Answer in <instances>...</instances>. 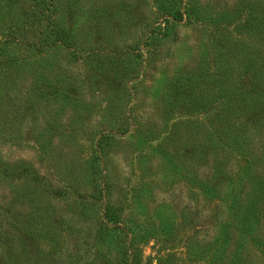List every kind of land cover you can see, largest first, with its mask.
Listing matches in <instances>:
<instances>
[{
    "label": "trees",
    "instance_id": "16d2710c",
    "mask_svg": "<svg viewBox=\"0 0 264 264\" xmlns=\"http://www.w3.org/2000/svg\"><path fill=\"white\" fill-rule=\"evenodd\" d=\"M96 10H100L103 16L102 24L100 17L95 16ZM7 11L13 12V24L21 27L22 34L28 39L0 35V139L19 140L24 132L28 133L25 122L28 119L36 121L37 112L44 114L38 111L42 103L55 109L49 117L54 125L47 126V134L56 136L59 142L55 150L44 144L38 151L39 163H44L45 170L52 173L47 177L39 175L33 168H17L0 160V263H4L6 252L14 250V240L20 232L32 230L37 222L43 223L51 218L42 205L43 195L56 199L61 195L75 194V187L85 184L93 188L96 185L94 171L100 166L102 150L106 146L117 147L136 125L123 123L122 119L106 113L110 103L118 105L125 95L134 96L136 85L140 87L144 78L143 68L139 76L134 75L137 63L146 62L142 51L128 52L124 46L114 52L101 45L103 36L109 41L120 35L126 17L132 21L144 13V17L152 19L148 32L151 39L149 43H143L148 55H156V47L168 39L173 25L208 35L210 49L215 55L213 71L208 64L203 67H197L195 63L183 66V62L178 60L172 65L173 69L159 71L158 79L153 77L150 86L159 92L160 101L164 99L163 103L170 112L185 101L199 106V109L205 107L206 111L210 100L198 92L201 84L208 80L224 84L230 81L232 73V79L238 82L251 76L253 79H248V86L242 94L243 101L250 103L251 107L247 108L246 115L243 113V124H249L251 130L246 144L255 148L263 140L264 148V107L259 91L260 81L264 79V50L261 51L264 45L259 44L264 43V0H0V13ZM39 23L45 25L40 26ZM33 25H37V36L28 32ZM11 29L6 28L7 31ZM44 33L50 36V42H39L38 36ZM16 48L29 53L25 60H17V56L9 53L8 50ZM58 50L70 53L78 61L81 57L83 61L97 62L101 79L114 89V94L103 100L104 107L102 101L89 96L86 98L85 85L69 74H63L53 61L45 57L47 53ZM248 50L261 55L259 63L255 61L257 59H244ZM31 57L36 59L31 61ZM243 64H247L244 72L240 70ZM218 103L221 104L220 101ZM225 104L222 103L227 108ZM67 112L80 115L79 119L92 117L99 128L96 139L90 143L95 155L91 158L89 173H86L85 164L82 167L83 160L78 152V147H83L76 133L80 125L76 124L74 128V123H71L69 129L64 124L57 127L62 114ZM205 114H208L207 121L212 116L208 127L210 134L203 135L200 128L197 129L200 133H195V127H192L193 131L188 127L185 130L187 141L180 146L181 151H175L182 167H185L180 175L189 196L196 193L204 201L216 203L219 215L215 217L211 241L205 243L213 264H252L245 254L248 248L255 247L264 252V157H259L261 162L256 168L247 162L241 167L230 163L224 151L233 149L232 144L226 141L230 128L225 131L223 127L220 133L219 127L213 124L229 118L232 122L237 117L231 116L227 109H213ZM62 142L67 143V149H73L75 154L69 157V153H63ZM64 154L70 158L69 162L64 160ZM164 156L161 154L162 159ZM170 159L167 161L169 171L176 173L180 167ZM70 163L75 167L74 173L70 172ZM105 180L102 172V187L93 191L89 198L94 205L84 207L81 217L87 221L98 217L106 228L108 244L117 234L124 235L126 241L131 242L136 229L128 227L130 221L124 219L120 209L114 206ZM18 181L27 182L28 186L18 187ZM78 197L84 201L87 195L82 192ZM27 209H32L33 213H27L26 218ZM193 215L191 203H188L183 218ZM172 225L164 227L168 229ZM131 252L125 253L127 256L121 260L122 264H135Z\"/></svg>",
    "mask_w": 264,
    "mask_h": 264
},
{
    "label": "rangeland",
    "instance_id": "374dc122",
    "mask_svg": "<svg viewBox=\"0 0 264 264\" xmlns=\"http://www.w3.org/2000/svg\"><path fill=\"white\" fill-rule=\"evenodd\" d=\"M99 12L100 10H96L95 16L100 17L102 24L103 16ZM130 12L132 13L133 10ZM13 20L12 11L0 13V35L4 37L11 35L18 40L27 38L22 34V28L13 24ZM151 22L152 19L146 15L144 17V13L132 18V21L126 17L120 35L109 41L103 36L101 43L102 47L114 52L124 46L129 49L128 52L137 49L142 51L146 59L145 63L138 62L135 66L134 75L139 76L142 68L144 75L141 86L136 85L135 95L132 97L125 95L118 105L112 106L110 103L106 110L111 117L122 119L123 123L130 122L136 125L117 147L111 145L102 150L101 168L99 166L94 171L96 185L93 188L85 184L83 187H75V194L70 193L65 197L61 195L56 199L43 195L42 205L47 208L51 218L43 223L37 222L36 228L32 230L20 232L15 237L14 250L6 252L4 263L0 264H122L121 260L128 250L132 251L131 256L134 257L135 264L214 263L210 252L205 249V243L211 241L209 239L213 235L215 217L218 218L219 215L215 209L216 203H208L196 193L189 196L180 175L185 171V167H182L181 159L175 151H181L180 146L187 141L186 128L189 127L191 130L192 127H195V130L200 128L203 135H209L208 127L211 126L212 116L207 121L208 114L205 113L213 109H227L231 116L237 117L235 121L231 122L229 118L228 121L222 119L219 123L214 121L213 124L219 127L220 133L223 127L225 131L230 128L231 133L227 132L226 141L232 144L233 149H224L225 157L237 167L243 166L244 162L254 168L259 166L261 162L259 157H264L263 140H260L261 146L258 143L255 148L246 144L251 130L249 124H243L245 120L243 113L245 112L246 115L247 108L251 107L250 103L243 101L242 94L248 86V79L253 78L246 76L247 79H244L245 77L239 76L242 80L238 82L237 79H232V73L230 81H225L224 84L208 80L200 85L198 91L204 98L210 100L206 111L205 107L199 109V106H192L185 101L179 103L170 112L163 103L164 99L160 101L159 92H155L154 86H150L152 78L156 77L159 71L166 72V69H173L172 65L178 60L183 62V66L195 63L197 67H203L208 64L213 71L212 59L215 55L210 49L211 41L208 35L182 25L170 27L168 39L162 40L156 47V55L145 54L146 48L143 43L151 39L148 38ZM39 25L45 24L39 23ZM7 27L12 29L7 31ZM36 28L37 25H33L28 29L30 35L37 36ZM23 29L26 32L25 28ZM38 39L40 43L51 40L47 33L38 36ZM118 39H121V42ZM259 44L264 45V43ZM263 50L264 46L261 47L262 52ZM8 51L17 56V60H25L29 54L17 48ZM206 53L208 56L205 57ZM69 54L58 50L47 53L45 57L53 61L55 67L63 74H69L71 78L83 83L86 98L89 96L99 102L102 101L104 107L103 100L111 97L114 89L101 79L97 62L83 61L81 57H78L80 59L78 61ZM259 57L261 55L248 50L244 59H257L255 61L259 63ZM35 59L31 57V61ZM246 65L243 64V67L240 65V70L244 72ZM259 91L262 94L260 99L264 107V79L260 81ZM222 103H226L227 108H224ZM202 104L203 102L200 106ZM53 110L54 107L40 103L38 111L44 114L37 112L36 121L32 122L28 119L25 122L28 133L24 132L19 140L0 139V160L17 168H33L39 175L46 177L52 174L45 170L44 163H39L38 151L44 144H48L53 150L58 145L59 139L47 134V126L54 125L53 119L50 121L49 118ZM61 117L62 119L57 122L59 128L62 124L68 126V129L71 123L72 125L74 123V128L76 124L80 125L76 133L83 147H78V152L80 159L83 160L82 167L85 164L86 173H89L91 158L95 155L92 153L90 143L96 139L99 128L96 127L92 117L85 116L79 119L80 115H73L70 112L63 113ZM192 133L195 135L194 132ZM195 133L200 131L197 130ZM252 133L257 134L255 131ZM175 135L178 136L173 138ZM232 140H235V144ZM67 146V143H61L63 153H69L70 157V154L73 155L75 152L73 149H67ZM161 154H165L163 159ZM69 157L64 154V160L67 162L70 161ZM169 159L180 167L176 173L169 171L170 166L167 164ZM69 168L70 172L74 173L73 163H70ZM102 172L106 177L105 184L109 187V195L114 199V206L120 209L124 219L130 221L128 227L136 229L134 240L131 242H127L124 235L117 234L108 244L106 228L102 226L98 217L90 221L81 217L80 212L84 207L94 205L89 198L92 197L93 191L101 189ZM17 185L28 186V183L18 181ZM82 192L87 195L84 201L78 199V195ZM188 203H191L194 215L186 216L187 218L184 219V208ZM27 213H33V210H26V218ZM168 223L173 224V227L168 228L170 230L164 227L169 226ZM245 254L252 264H264L263 251L252 247L251 250L248 248Z\"/></svg>",
    "mask_w": 264,
    "mask_h": 264
}]
</instances>
